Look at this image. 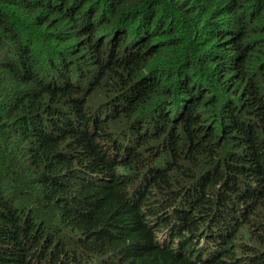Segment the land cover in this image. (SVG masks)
Returning a JSON list of instances; mask_svg holds the SVG:
<instances>
[{
	"label": "trees",
	"instance_id": "obj_1",
	"mask_svg": "<svg viewBox=\"0 0 264 264\" xmlns=\"http://www.w3.org/2000/svg\"><path fill=\"white\" fill-rule=\"evenodd\" d=\"M92 1L0 0V104L19 84L41 73L42 63L34 51L40 40H56L61 31L75 45L85 44L86 20H96L87 9ZM98 1L100 8L106 9L103 27L122 29L125 33L117 38L118 45L124 46L130 38L140 43L139 57L130 65V72L106 74L105 85L112 89L120 81L133 85L140 79L141 71L157 70L160 83L138 88L130 110L148 104L151 95L163 91L170 93L169 98L174 93L192 94V80L196 94L209 112L213 110L210 118L222 103L216 108L223 110L219 116L221 125L213 135L225 144L226 156L215 161L206 158L198 148L182 153L181 160L189 169H196L203 156L202 164L221 170L224 177L216 179L221 185L220 200L236 206L222 205L224 226H237L247 233L250 226L264 231V218L252 221L255 216H264V0ZM23 15L28 18L25 20ZM31 19L37 20V24L31 25ZM86 47L93 48L91 42ZM76 56L83 62L81 51L77 50ZM256 62H260L258 67ZM237 87L240 90L235 95L244 100L230 108L225 99ZM247 90L252 94L245 99ZM33 109V104L22 101L0 111V264H27L38 252L50 255L55 264H89L87 256L104 260L103 255H108L109 264H194L171 247H143L144 242L154 238L150 230L163 229L171 222L168 212L159 217L165 224L158 228L149 226V218L175 205L181 196H186L190 210L176 212L184 223L180 235L200 228L210 217L209 195L206 198L199 189L190 190L187 195L174 194L179 185L192 178L184 164H175L168 173L156 178L155 184L161 185V189L154 191L150 183L145 193L137 197L138 203L131 202L128 188L135 179L132 175L117 174L111 159L93 140L87 138L82 147L59 150L61 143L49 138L43 117L40 131L22 140L5 128L14 116ZM210 118L194 116L186 122L201 128L208 126ZM188 136L198 143L197 134ZM148 144V140L143 143ZM139 156L136 163L143 161ZM81 162L92 170H107L111 179H98V183L83 180L67 188L60 175L56 183L48 178L36 179L42 177V170L47 167L56 173L70 172V167ZM2 169L5 179H15L20 184L35 179L50 194L51 201L61 195L63 206L55 208L39 197L29 199L9 191L1 178ZM253 183L258 187L253 189ZM242 184H246L247 191L241 190ZM53 188L60 192L54 193ZM238 202H244L245 207L238 209ZM34 209L38 213L32 214ZM45 209L53 212L49 226L39 220ZM54 227L72 235L71 243L58 239ZM113 252L116 257L110 255ZM232 257L225 250L219 261L201 264H234L227 260Z\"/></svg>",
	"mask_w": 264,
	"mask_h": 264
},
{
	"label": "clouds",
	"instance_id": "obj_2",
	"mask_svg": "<svg viewBox=\"0 0 264 264\" xmlns=\"http://www.w3.org/2000/svg\"><path fill=\"white\" fill-rule=\"evenodd\" d=\"M97 8L98 13H93ZM87 9L96 20L90 22L84 18L87 21L83 27L86 33L85 44L75 45L61 31V36L56 40L38 42L34 51L38 52L39 61L42 63L41 73L19 84L0 104L1 112L7 111L11 106H17L22 101L33 104L34 109L31 112L17 114L5 124V128L15 138L22 140L40 131L43 117L42 122L46 126L45 132L49 138L56 144L61 143L62 147L59 150L69 146L82 147L87 138L90 142L93 140L94 144L100 145L101 150L111 159L117 174L125 177L132 175L135 179V183L128 188L127 197L131 198V202H137V197L142 192L145 193L150 183L154 191L161 189V185L155 184L156 178L168 173L175 164H184L181 160L182 153L199 148L205 153L206 158L215 161L223 159L227 154L225 144L216 140L213 135L215 129H219L221 125L219 116L223 110L216 108L222 103L214 109L215 116L210 118L213 110L209 112L205 102L196 94L197 87L193 80L190 84L192 94L174 93L171 94L172 98H169L170 93L166 94L163 91L159 95H151V102L141 107L136 106L133 110L130 108L137 98L138 88L160 83L159 71H141L140 79L133 85L122 81L113 89L105 85L103 80L106 74L114 72L116 76L130 72V65L139 57L140 43L138 39L130 38L124 46L118 45L117 38L125 33L122 29L103 27L105 7L100 8L99 1L93 0ZM90 42L93 48L86 47ZM77 50L82 52L84 63L76 56ZM67 83L72 86L69 87ZM239 90V87L232 88L225 100L238 105V100H244L241 96L235 95ZM251 94L252 92L247 90L245 99ZM194 116L210 118L213 122L209 120L206 124L208 126L197 128L186 122L188 118ZM189 134H197L198 143L190 139ZM145 140L149 141L146 146L143 145ZM186 147H189L187 151ZM137 155L143 160L141 163H136ZM200 159L201 165L196 169H189L188 164H184L192 173V178L184 185H179L174 194L187 195L188 191L199 189L205 196L207 195L206 198L209 195L212 204L210 217L200 228L180 235L179 229L184 223L180 222L176 212L190 210L186 196H181L175 205L161 211L158 216L153 215L149 218V226L158 228L165 224L159 217L168 212L171 222L163 226V229L150 230L154 238L152 242H144L143 247L153 245L161 248L171 247L176 254L186 256L194 264L219 261L225 250L233 254L231 260L227 259L230 263L264 264V231L250 226L247 233L237 226H224L222 205L229 208L236 206L231 201L220 200L221 185L216 183V179L224 177L221 170L215 165L202 164L205 161L203 156ZM88 169L86 162L70 167V172L56 173L47 167L42 170V177L36 179L48 178L51 183H56L60 175V181L65 188L83 180L98 183V179H111L107 170ZM12 180L13 182L4 183L7 184L9 191L20 197L25 196L29 199L39 197L55 208H60L64 204L61 195L56 201H51L50 194L42 185L34 182L35 179L21 181L23 182L21 184L18 180ZM33 183L38 184V189L30 187ZM257 187L258 185L253 183L252 188ZM241 190L247 191L246 184H242ZM53 192L58 193L60 190L53 188ZM244 207V202H238V209ZM36 209L31 210V213H38ZM42 213L44 214L39 220H44L49 226L53 221L51 218L53 212L45 209ZM259 218L264 216H255L252 221L259 222ZM53 229L58 233L56 235L58 239L62 238L69 243L73 240L72 235H67L56 227ZM110 255L116 257L117 253L113 252ZM107 257L108 255H103L105 259L101 260L87 256V259L89 264H109ZM27 264L55 263L50 255L38 252L28 259Z\"/></svg>",
	"mask_w": 264,
	"mask_h": 264
},
{
	"label": "rangeland",
	"instance_id": "obj_3",
	"mask_svg": "<svg viewBox=\"0 0 264 264\" xmlns=\"http://www.w3.org/2000/svg\"><path fill=\"white\" fill-rule=\"evenodd\" d=\"M23 17H24L25 20L28 18V17L25 16V15H23ZM36 24H37V20H35V19H31V25H36ZM50 26H51V25H50ZM256 64H257V67H258L259 64H260V62H256ZM258 73H259V72H258ZM105 91H107V90L105 89ZM228 103H229V105H230V108H231L232 106L235 105V104L231 103L230 101H229ZM210 121L213 122L212 119H211ZM5 177H6L5 172H4L3 169H2V170H1V178H2V180H3L4 182H9V181H10V182H13L12 179H5ZM30 187L38 189V184L33 183V184L30 185ZM174 234H175V233H174ZM174 234H173V235H174Z\"/></svg>",
	"mask_w": 264,
	"mask_h": 264
}]
</instances>
